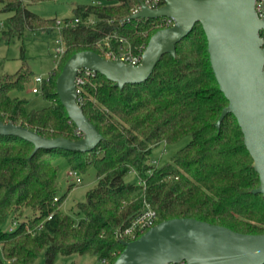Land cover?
Listing matches in <instances>:
<instances>
[{
    "label": "trees",
    "instance_id": "16d2710c",
    "mask_svg": "<svg viewBox=\"0 0 264 264\" xmlns=\"http://www.w3.org/2000/svg\"><path fill=\"white\" fill-rule=\"evenodd\" d=\"M41 0H0L11 12L0 39L22 36L25 29L51 31L54 18H41L26 6ZM107 4H76L73 17L92 18V24H73L61 30L65 51L59 64L79 50L101 56L117 52L123 39L132 52L142 51L149 36L165 27V18L124 20L141 0H107ZM20 65L0 75V121L35 130L47 138L82 137L55 93V71L43 78L40 96L47 105L28 109L25 98L11 96L30 81L31 71L19 52ZM61 69V68H60ZM60 71V70H59ZM78 103L103 136L89 152L39 148L13 134H0V264H32L43 253L45 264L55 256L91 254L112 264L122 250L115 236L128 225L145 200L155 210L156 223L191 217L232 230L264 232V197L254 194L258 174L252 167L241 130L232 114L215 126L227 104L210 67L204 31L199 23L164 54L141 84L122 87L104 76L77 73ZM169 159L148 163L150 147L174 145L186 139ZM52 155V156H51ZM86 172L94 168L96 185L77 206L75 222L58 207L66 193H57L56 157ZM134 168L138 181H124ZM74 170V169H73ZM70 187H68L69 189ZM26 207L32 216L3 230L10 210ZM139 235H137L138 237Z\"/></svg>",
    "mask_w": 264,
    "mask_h": 264
},
{
    "label": "water",
    "instance_id": "95a60500",
    "mask_svg": "<svg viewBox=\"0 0 264 264\" xmlns=\"http://www.w3.org/2000/svg\"><path fill=\"white\" fill-rule=\"evenodd\" d=\"M255 0H163L158 8L140 1V8L124 20L171 18L170 26L155 30L138 64L109 60L92 50L68 56L55 78V93L82 137L47 138L35 130L0 121V134H13L39 148L69 152L91 151L103 138L78 103L76 76L82 69L98 73L115 85L141 84L164 54L174 55L175 44L199 23L219 90L227 100L215 122L232 114L258 174L251 190L264 197V46L259 29L264 19L254 10ZM112 264H264V232L249 234L191 217L161 220L138 237L121 242Z\"/></svg>",
    "mask_w": 264,
    "mask_h": 264
},
{
    "label": "rangeland",
    "instance_id": "374dc122",
    "mask_svg": "<svg viewBox=\"0 0 264 264\" xmlns=\"http://www.w3.org/2000/svg\"><path fill=\"white\" fill-rule=\"evenodd\" d=\"M99 4H107V0H41L38 2H28L27 8L34 12L41 18H54V29L51 31H31L25 29L22 36L13 37L9 41L0 39V75L2 73H12L20 65L19 52L23 48L25 60L31 71V80L27 82L23 89L12 90L11 96L25 98L27 100L28 109H37L47 105L48 102L43 100L40 93H32L31 87L34 85L33 76L41 75L44 78L48 76L51 71H55V75L59 72L61 65H55L53 61L52 48L54 40L58 37L56 30V22L68 21L73 18V8L76 4H91V2ZM11 12L3 9V4L0 2V36L1 32L7 27V17ZM187 141L182 139L174 145H166L163 142L150 147V154L148 163L151 165H159L167 161L169 157L178 148L183 146ZM52 156V155H51ZM54 163L58 165L57 170V196L64 193L60 206L58 207L63 213L69 214L76 222L81 215L78 214L77 206L79 202L84 200L85 193L88 189L96 185V177L94 168H89L86 172H82L81 168H76L68 162L67 157L60 156L54 159ZM75 170L80 175L81 181L79 183H71L67 178L68 170ZM124 181L136 183L138 181L134 168L125 174ZM68 187H70L68 189ZM32 216V211L26 207L14 208L9 211L3 222V230H7L9 225H14L18 221L26 220ZM32 264H45L43 253H40ZM52 264H105L104 260L98 261L95 256L91 254H57Z\"/></svg>",
    "mask_w": 264,
    "mask_h": 264
},
{
    "label": "built area",
    "instance_id": "2783aa9c",
    "mask_svg": "<svg viewBox=\"0 0 264 264\" xmlns=\"http://www.w3.org/2000/svg\"><path fill=\"white\" fill-rule=\"evenodd\" d=\"M147 7L149 8H158L163 5V0H141ZM92 5H100L97 2L92 1ZM140 8L138 7L133 11H137ZM254 10L258 18L264 19V0H255L254 1ZM165 18V27L170 26L173 21L171 18ZM92 24L94 23V20L92 18L87 19H81L80 17H73L71 20L68 21H62V24H60V21L57 20L56 22V30L58 31V37L54 40V45L52 48L53 52V61L55 62V65L59 62L61 56L63 55L65 51V44L61 36V30L66 26H71L73 24ZM259 36L262 41V46H264V25L259 29ZM122 41L123 46L118 49L117 52L107 51L104 56V58L109 60H115L119 59L126 63L131 64H138L141 60V52H132L130 46L126 43L125 40L120 39ZM79 72H82L83 74H94V72L82 69ZM44 77L41 75H34L33 81L34 85L31 87L32 93H39V85ZM76 86L78 84H82L83 80L81 76H76L75 79ZM78 91V89H77ZM67 178L71 183H79L81 181L80 175L77 174L75 170H68L67 171ZM54 201L58 200V196H54ZM157 215L155 210L150 206L149 203H147L145 200L142 203V206L139 210V212L130 220L128 225L124 226L123 228H119L115 232V236L119 240L128 241L131 239H134L137 237V235H140L143 233L146 229L153 226L156 223Z\"/></svg>",
    "mask_w": 264,
    "mask_h": 264
},
{
    "label": "crops",
    "instance_id": "0c3cea01",
    "mask_svg": "<svg viewBox=\"0 0 264 264\" xmlns=\"http://www.w3.org/2000/svg\"><path fill=\"white\" fill-rule=\"evenodd\" d=\"M27 3H28V1H26V4H27ZM37 75H39V74H37ZM30 80H31V78H30ZM34 85H36V84H34ZM34 85H33V86H34ZM33 86H32V87H33ZM36 94H37V93H36ZM15 225H16V224H15ZM15 225H14L13 223H11V224L9 225V227H8L7 230H8V231L12 230V229L15 227ZM1 228H3V224L1 225Z\"/></svg>",
    "mask_w": 264,
    "mask_h": 264
}]
</instances>
